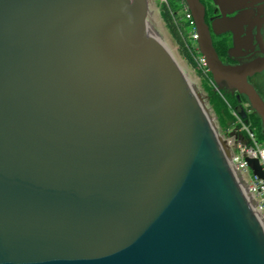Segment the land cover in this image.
<instances>
[{
	"label": "water",
	"instance_id": "1",
	"mask_svg": "<svg viewBox=\"0 0 264 264\" xmlns=\"http://www.w3.org/2000/svg\"><path fill=\"white\" fill-rule=\"evenodd\" d=\"M243 1L213 0L214 33ZM185 3L212 83L244 93L264 133L245 82L261 64L223 66L202 4ZM146 14L0 0V264H264V228Z\"/></svg>",
	"mask_w": 264,
	"mask_h": 264
},
{
	"label": "flooded vegetation",
	"instance_id": "2",
	"mask_svg": "<svg viewBox=\"0 0 264 264\" xmlns=\"http://www.w3.org/2000/svg\"><path fill=\"white\" fill-rule=\"evenodd\" d=\"M203 6L204 23L208 27L210 41L218 60L223 66L242 67L260 63L261 69L245 76L256 96L264 106V0H244L242 4L224 8L228 28H217L214 33L213 21L223 17L213 0H199ZM224 101L234 99L233 109L241 121L251 120L260 124V114L251 108L248 97L234 88H228L224 81L217 83ZM260 130H262L260 124Z\"/></svg>",
	"mask_w": 264,
	"mask_h": 264
},
{
	"label": "built area",
	"instance_id": "3",
	"mask_svg": "<svg viewBox=\"0 0 264 264\" xmlns=\"http://www.w3.org/2000/svg\"><path fill=\"white\" fill-rule=\"evenodd\" d=\"M155 1V0H154ZM171 3L172 14L175 23H182L185 31V41L193 56V67L195 73L200 74L207 84L214 86L208 71L205 67L204 57L197 50V34L194 28L192 16L188 11L185 0H156L157 13L161 5L166 7ZM234 122L238 128L235 133H231L224 141L227 154V162L229 168L233 172L236 181L243 192V195L249 202L251 210H253L259 223L264 228V139L259 143L254 139L253 130L246 123L241 121L234 109H231ZM226 131H231L228 128ZM255 158L258 166L262 170L263 177H258L251 167L245 161V157ZM244 188V189H243Z\"/></svg>",
	"mask_w": 264,
	"mask_h": 264
},
{
	"label": "rangeland",
	"instance_id": "4",
	"mask_svg": "<svg viewBox=\"0 0 264 264\" xmlns=\"http://www.w3.org/2000/svg\"><path fill=\"white\" fill-rule=\"evenodd\" d=\"M145 1L147 3L148 10L146 14L147 22L153 29H157L159 38L162 43H164L165 47H167L166 49L168 54H170L169 56L173 58L179 70L185 75L187 82L194 86L196 92L198 91L197 94L199 99L203 102L212 124L216 127V135L222 144L223 150L225 151L226 147L222 139H226L231 133H235V130L238 128L233 118L228 115V112L232 114V108H229L228 105L226 106V102L223 100L222 93L218 85L215 84L214 86H211L207 83L203 84L205 81L201 80V77H199L198 74L192 70V67L185 60L179 57L176 45L173 43L166 29H164L160 16L157 13L156 0ZM208 90H210L215 97L209 98L210 95L207 94L209 93ZM226 128L231 131H226ZM254 139H256L258 143L261 141V139H258L255 134Z\"/></svg>",
	"mask_w": 264,
	"mask_h": 264
},
{
	"label": "trees",
	"instance_id": "5",
	"mask_svg": "<svg viewBox=\"0 0 264 264\" xmlns=\"http://www.w3.org/2000/svg\"><path fill=\"white\" fill-rule=\"evenodd\" d=\"M171 3L166 7L165 5H161L159 7L158 15L160 16V19L163 23L164 29L168 32L169 36L171 37L173 43H175L177 52L179 57H181L183 60H185L191 67H193V56L191 54V50L189 49L187 42L185 41V31L186 29L184 28L182 23H175L174 18L172 17V14H169V11L172 9ZM200 75V74H198ZM208 76H210L208 74ZM201 80L205 81L203 77H201ZM202 81V83H203ZM206 81L203 83L205 84ZM210 97H215V95L208 90ZM222 98V97H221ZM224 100V98H223ZM224 105V104H223ZM233 109L234 106V99L232 98L231 100H226V106ZM229 117L233 118L232 114L228 112ZM246 123L251 127L253 130L255 136H257L258 139L263 140L264 139V133L262 130H260V124L257 122L247 120ZM225 126V125H224Z\"/></svg>",
	"mask_w": 264,
	"mask_h": 264
},
{
	"label": "bare ground",
	"instance_id": "6",
	"mask_svg": "<svg viewBox=\"0 0 264 264\" xmlns=\"http://www.w3.org/2000/svg\"><path fill=\"white\" fill-rule=\"evenodd\" d=\"M148 11V10H147ZM150 16V15H149ZM145 27L149 30V31H151L152 32V34L155 36V38L158 40V42L163 46V48L167 51V47H165V45H164V43H162V41L160 40V38H159V34H158V31H157V29L155 30V29H153L152 27H151V25L147 22V19H146V24H145ZM170 55V54H169ZM183 74V73H182ZM183 77H184V79H185V81L187 82V80H186V77H185V75L183 74ZM187 85H189V87H190V90L192 91V94H193V96H194V98L197 100V102H198V104H199V106L201 107V109H202V111L206 114V117H207V119H208V122H209V125L212 127V129H213V131H214V133H215V135H216V127L212 124V122H211V120H210V117H209V114H208V112L206 111V108L204 107V104H203V102L201 101V99H199V96H198V94H197V92H196V90H195V88H194V86L192 85V84H190V83H188L187 82ZM225 148V147H224ZM223 149V148H222ZM227 152H226V150H225V154H226ZM244 189V188H243Z\"/></svg>",
	"mask_w": 264,
	"mask_h": 264
}]
</instances>
